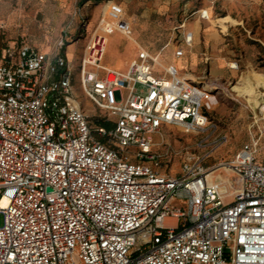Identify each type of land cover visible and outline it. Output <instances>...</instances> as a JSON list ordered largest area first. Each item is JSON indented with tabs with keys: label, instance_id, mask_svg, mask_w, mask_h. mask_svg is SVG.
Masks as SVG:
<instances>
[{
	"label": "built area",
	"instance_id": "obj_1",
	"mask_svg": "<svg viewBox=\"0 0 264 264\" xmlns=\"http://www.w3.org/2000/svg\"><path fill=\"white\" fill-rule=\"evenodd\" d=\"M114 30L131 34L98 19L77 72L64 38L52 53L0 48V264H264V112L229 161L159 172L169 151L154 136L171 125L210 137L215 95L146 49L124 72L104 66ZM76 83L101 114L85 113ZM219 169L234 180L211 178Z\"/></svg>",
	"mask_w": 264,
	"mask_h": 264
},
{
	"label": "rangeland",
	"instance_id": "obj_2",
	"mask_svg": "<svg viewBox=\"0 0 264 264\" xmlns=\"http://www.w3.org/2000/svg\"><path fill=\"white\" fill-rule=\"evenodd\" d=\"M110 11L114 25L121 18L130 22L132 36L127 39L117 30L110 34L104 66L124 72L128 57L137 53L134 44H139L150 52L160 51L158 63L174 62L182 75L196 77L215 95L209 115L216 132L206 138L162 126L154 136L155 148L168 149L169 154L157 170L179 174L187 158L199 159L209 170L229 161L248 140L254 115L264 112V0H0V46L23 39L52 53L64 38L71 42L67 55L77 72L82 47L98 19ZM200 11L207 16L199 17ZM187 32L192 33L190 46L184 41ZM176 50L184 54L181 61ZM253 89L256 103L249 95ZM75 93L88 116L102 113L78 83ZM119 94L115 92L116 99ZM216 170L211 178L220 173L234 180L228 171Z\"/></svg>",
	"mask_w": 264,
	"mask_h": 264
},
{
	"label": "crops",
	"instance_id": "obj_3",
	"mask_svg": "<svg viewBox=\"0 0 264 264\" xmlns=\"http://www.w3.org/2000/svg\"><path fill=\"white\" fill-rule=\"evenodd\" d=\"M111 11L108 13V15L105 17V19H107L108 21H112V19H111ZM101 17H103L104 18V14L101 16ZM100 17V18H101ZM110 18V19H109ZM129 24H130V22L129 21H127ZM112 23V22H111ZM130 26H131V24H130ZM121 35H123L121 32H119ZM131 36H132V33L130 34ZM123 37H126L125 35H123ZM127 38V37H126ZM128 39V38H127ZM108 41H110V35L107 37V46H106V51H107V48H108ZM137 42V41H136ZM138 43V42H137ZM134 46L135 47H137L138 49H137V53H138V51L142 48V49H146V48H143V47H141L139 44L138 45H135L134 44ZM38 47V46H37ZM39 48V47H38ZM40 50H42V51H44V52H46V53H49L48 52V50H46L45 48H39ZM147 50V49H146ZM106 51H105V53H106ZM149 51V50H148ZM64 52H65V55H66V57H67V59H68V61H70L71 60V57H69L68 55H67V48L65 47L64 48ZM150 52V51H149ZM186 51L184 50L183 51V53H185ZM137 53H135V50L131 53V55L128 57V59H127V65L129 64V62L132 60V59H134L136 56H137ZM150 53H153V54H159V59H160V55H161V52L160 51H158V52H156V53H154V52H150ZM184 54H182V56H183ZM182 56H180V57H177L176 59H177V61L178 60H180L181 61V59H182ZM103 57H105V54H104V56ZM103 60H104V58H103ZM103 60H102V63H103ZM193 62H195V60H192ZM167 64H171V65H173L176 69H177V66L175 65V63L174 62H169V63H167ZM178 70V72L180 73V70H182V68H180V69H177ZM181 74V73H180ZM186 78H188V77H186ZM191 79V78H190ZM192 79H194V80H197L196 79V77H194V78H192ZM226 172V171H225ZM222 175V174H221Z\"/></svg>",
	"mask_w": 264,
	"mask_h": 264
},
{
	"label": "bare ground",
	"instance_id": "obj_4",
	"mask_svg": "<svg viewBox=\"0 0 264 264\" xmlns=\"http://www.w3.org/2000/svg\"><path fill=\"white\" fill-rule=\"evenodd\" d=\"M112 24L114 25V23H112ZM114 26H116V25H114ZM157 62H158V59H157ZM228 65H229V66H234V67L236 66L234 63H228ZM180 76L183 77V78H186L185 75L180 74ZM251 88H252V87H251ZM258 94H259V93H258ZM249 95H250L251 98H253V101L256 103L257 93H255V90H254V89L249 91ZM225 170L228 171L227 169H225ZM228 172H229V171H228ZM215 176H217V175H215ZM215 176H214V177H215ZM220 177H222V176H220ZM222 180H223V181H222L223 183H227L226 179H224L223 177H222ZM1 204H2V205L4 204V201H3V200L1 201Z\"/></svg>",
	"mask_w": 264,
	"mask_h": 264
},
{
	"label": "trees",
	"instance_id": "obj_5",
	"mask_svg": "<svg viewBox=\"0 0 264 264\" xmlns=\"http://www.w3.org/2000/svg\"><path fill=\"white\" fill-rule=\"evenodd\" d=\"M13 41H18V40H13ZM5 44H7V43H5ZM5 44H4V45H5ZM65 44H67V42H66ZM4 45H2V46H4ZM2 46H0V48H1ZM61 51H63V48L61 49ZM94 119L96 120L95 117H94ZM96 122L99 123L100 125H107V124L104 123V122H98V121H96Z\"/></svg>",
	"mask_w": 264,
	"mask_h": 264
},
{
	"label": "water",
	"instance_id": "obj_6",
	"mask_svg": "<svg viewBox=\"0 0 264 264\" xmlns=\"http://www.w3.org/2000/svg\"><path fill=\"white\" fill-rule=\"evenodd\" d=\"M75 40V39H74ZM72 42H73V40H72ZM69 43H71V42H69Z\"/></svg>",
	"mask_w": 264,
	"mask_h": 264
}]
</instances>
